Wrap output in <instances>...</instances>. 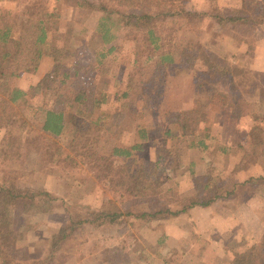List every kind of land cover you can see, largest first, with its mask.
<instances>
[{
    "label": "trees",
    "instance_id": "1",
    "mask_svg": "<svg viewBox=\"0 0 264 264\" xmlns=\"http://www.w3.org/2000/svg\"><path fill=\"white\" fill-rule=\"evenodd\" d=\"M79 1L78 7L87 6L101 14L95 33L102 49L93 57L89 51H86L87 56L74 52L66 43L52 44L44 19L35 20L26 14L18 17L12 10L0 12V132L5 142L0 158L6 162L3 164L5 175L0 181V259L6 264H51L65 242L86 225L94 228L117 226L125 230L140 222L178 217L197 207L208 208L231 198L238 185H253L255 181L264 187L262 175L241 184L233 183L228 177L215 173L209 164L201 174H196L193 166L190 168L193 188L189 192L180 194L172 188L164 189L161 175L165 173L169 179L171 174L181 170L179 153L183 147L188 150L208 148V129L200 132L201 124L208 120L206 106L215 97L222 96L231 110V117L239 119L248 116L249 104L234 81L231 67L218 62L206 45L196 41L176 47L171 39L165 41L157 31L159 19L182 16L189 24L199 16H207L220 27H233L237 41L243 43L257 28L264 27V0H241L239 7L228 10L214 6L211 12L188 9L189 0ZM128 29L135 35L130 37L140 35L144 40L146 52L134 54V64L139 69L136 75L122 83L118 108L104 114L102 107L109 100L108 96L97 94L95 70L117 50L113 42L120 32ZM45 62L49 63L48 70L36 77ZM175 69L193 74L195 104L188 109L161 112L165 125L162 135L172 141L170 146L161 150L155 161H137L134 153L143 151L148 129L136 126L137 140L132 144L117 143L100 153L102 139L115 135L133 109L132 101L128 100L130 93L135 94V101L142 102L143 110H158L161 80L163 83L166 72ZM22 77L32 80L27 89L11 82ZM223 88L227 92L224 93ZM43 92L52 97L53 106L69 104L72 111L67 118L61 109H38L43 114L41 160L70 167L95 165L106 171L113 178L112 192L118 206L113 210L101 207L69 216L51 237L47 254L41 259L30 260L26 253L20 254L14 247L19 233L16 218L48 213L56 197L43 189L20 186L16 170L8 166L21 159L29 149L24 143V134L31 126L20 110L29 108L28 95ZM248 142L250 148L247 150L243 145L238 146L243 154L234 173L264 157V126L254 124ZM225 149L222 147L221 152ZM163 243V238L157 240L159 247ZM118 251L112 250V255L98 264H122L115 258ZM168 253L155 254L161 258V264H182L178 259L172 260ZM133 255H138L136 264L155 261L146 250L135 251ZM229 264H264V234L259 243L235 252Z\"/></svg>",
    "mask_w": 264,
    "mask_h": 264
},
{
    "label": "rangeland",
    "instance_id": "2",
    "mask_svg": "<svg viewBox=\"0 0 264 264\" xmlns=\"http://www.w3.org/2000/svg\"><path fill=\"white\" fill-rule=\"evenodd\" d=\"M240 2L241 0H189L187 8L197 12H211L215 9L214 6L220 10H228L239 7ZM77 3L80 1L0 0V12L4 9L12 10L18 17L26 14V17L35 20L44 19L52 44L66 43L74 52L87 56L86 51H89L93 57L102 49L95 33L101 14L87 6L78 7ZM157 31L165 41L171 39L176 47L196 41L206 45L218 62L231 67L234 81L249 104L248 116L232 118L224 97H215L205 108L207 122L200 126V132L208 129V148L188 150L183 147L179 153V160L183 164L181 170L171 174L169 179L167 174L161 175L164 189L172 188L180 194L189 192L193 188L190 176L192 166L196 174H201L210 164L215 173L218 172L238 184L249 178H257L258 175L264 176L263 156L243 170L233 172L243 154L238 146L243 145L245 150L249 149L250 129L254 124L264 126V27L257 28L243 43L237 41V33L233 27H220L214 19L207 16H199L189 24L182 16L159 19ZM130 36H135L130 29L120 32L113 42L117 50L95 70L97 94H103L106 98L108 96L109 100L102 107L104 114H110L118 108L122 83L136 75L139 67L134 64V54L146 52L140 35H136L137 38ZM48 68L49 63L45 62L35 76L41 77ZM11 82L27 89L32 80L22 77ZM161 84V99L156 111L143 110L142 102L135 101V94L130 93L128 100L132 101L133 109L115 135H107L102 139L100 153H105L117 143L132 144L137 140L136 126L148 129L143 151L134 153L137 161H155L158 153L170 146L172 141L162 135L165 125L161 112L194 106L193 74L183 69L169 70ZM222 91L227 92L225 88ZM27 100L29 108H22L20 113L31 126L24 134V143L29 149L21 159L9 163L8 169L11 167L16 170L20 186L43 189L56 197L55 205L48 213L16 218V227L19 229L14 241L16 251L26 253L30 260H38L47 254L51 237L67 222L69 216L95 211L101 207L113 210L118 202L112 192V176L97 166L82 164L70 167L41 160L44 141L40 127L43 114L38 109H61L66 112L67 118L72 110L69 104L53 106L52 97L44 92L35 96L28 95ZM214 131L223 132L231 139L224 145L219 136L211 135ZM4 146L0 132V154ZM222 147L227 149L221 152ZM5 163L0 158V181L5 175ZM11 215H14L13 211ZM120 228L84 226L65 242L51 264H98L109 258L112 250L117 249L119 251L115 258L120 259L122 264H136L138 255L133 254L139 250H146L154 257L152 264H161V258L155 253L160 255L168 252L172 260L178 259L182 264H229L235 252L244 251L262 239L264 187L255 181L253 185H238L231 198L208 208L197 207L178 217L140 222L125 230ZM161 238L164 243L159 247L157 240ZM0 264L6 263L0 259Z\"/></svg>",
    "mask_w": 264,
    "mask_h": 264
},
{
    "label": "crops",
    "instance_id": "3",
    "mask_svg": "<svg viewBox=\"0 0 264 264\" xmlns=\"http://www.w3.org/2000/svg\"><path fill=\"white\" fill-rule=\"evenodd\" d=\"M2 1H7V0H2ZM230 125V127H231V124H229ZM214 134L216 135V136H219V138L221 139V142H222V144H226V141L227 140H230L231 138H230V136H227V135H225L223 132H219V133H216L215 131H214V133L212 132L211 133V135L212 136H214ZM224 144V145H225ZM229 145V144H228Z\"/></svg>",
    "mask_w": 264,
    "mask_h": 264
}]
</instances>
